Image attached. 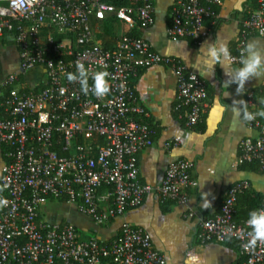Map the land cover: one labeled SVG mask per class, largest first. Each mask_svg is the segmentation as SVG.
I'll use <instances>...</instances> for the list:
<instances>
[{
	"label": "built area",
	"instance_id": "1",
	"mask_svg": "<svg viewBox=\"0 0 264 264\" xmlns=\"http://www.w3.org/2000/svg\"><path fill=\"white\" fill-rule=\"evenodd\" d=\"M132 1L116 7L102 0H24L23 6L19 0H0V37L9 34L14 40L20 73L35 67L45 73L38 91L22 90L19 73L6 75L1 83L7 90L0 89V147L5 148L0 197L7 204L0 208V264H166L150 234L128 221L109 240L83 239L72 223H52L40 215L48 200H63L100 225L140 205L150 193L161 201L185 203L187 191L197 187L190 175L194 164L183 158L169 161L157 186L139 179L137 156L153 144V130L135 94L138 71L157 64L174 71L175 109L185 110L189 128L201 121L208 95L201 77L176 58L156 52L144 37L124 32L111 47L96 37L93 20L101 23L110 16L128 28L151 26L156 0ZM221 3L175 0L168 37L199 44L209 31L204 24L216 22ZM252 34L264 38V0L243 21L232 62L239 63ZM78 62L90 74L109 73L108 95H85L79 83L68 82L65 74L76 72ZM261 99L264 87L243 98L252 112L264 108ZM246 124L255 134L240 142L236 163L264 173V118ZM178 142L170 139L165 148ZM248 187L246 180L228 187L219 212L200 222V241H238L241 260L227 264H264V245L246 251L247 219L234 218L238 194Z\"/></svg>",
	"mask_w": 264,
	"mask_h": 264
},
{
	"label": "crops",
	"instance_id": "2",
	"mask_svg": "<svg viewBox=\"0 0 264 264\" xmlns=\"http://www.w3.org/2000/svg\"><path fill=\"white\" fill-rule=\"evenodd\" d=\"M174 3L175 0H156L154 23L142 29L140 35L149 41L156 52L176 58L201 77L206 84L208 96L201 121L189 128L185 125V110L175 109L177 78L174 71L164 64L138 71L134 78L135 94L138 103L148 113L146 122L154 129L153 144L137 156L139 179L157 186L164 177L169 161L183 158L194 164L190 175L197 181V187L187 191L188 200L185 203L161 201L158 194L150 193L140 205L129 208L123 215L100 225L78 212L73 203L50 200L64 205L56 222L72 223L83 239L96 237L109 240L116 235L121 223L128 221L150 234L155 249L166 257V264H193L188 261L189 256L197 257L194 264L238 262L241 260L239 250L231 248L226 244L227 241L202 242L198 238V232L203 219L219 212L226 189L236 182H249L248 189L239 195L240 213H248L250 209L259 208L260 203H264V173L254 165L242 166L236 163L240 154V142L255 132L232 111L233 100H241L251 92L258 95L264 87V77L248 81L243 94L237 95L235 84L224 87L228 80L224 67L217 65L215 74L202 66L200 73L195 68L201 55V45L212 43L217 38L227 44L231 56L237 53L243 21L257 8L258 0H222L216 7V22L210 26V22L206 21L204 26L209 27V31L199 44L188 38L168 37L167 28L171 24ZM93 22L97 30L102 32V23L95 20ZM115 28V39L130 29L121 21H116ZM100 40L105 43L103 37ZM249 41L255 42L264 50V38L252 34L246 44ZM231 66L236 68L240 65L232 62ZM10 73H20V68L17 46L11 35L7 34L0 37V89L3 78ZM23 79L30 89L43 84L44 69L35 67L25 72ZM173 138H178V145L166 149L165 142ZM2 162L0 148V174ZM204 194H207L210 208L204 200ZM257 196L261 201L255 199ZM40 215L48 221L42 211Z\"/></svg>",
	"mask_w": 264,
	"mask_h": 264
},
{
	"label": "clouds",
	"instance_id": "3",
	"mask_svg": "<svg viewBox=\"0 0 264 264\" xmlns=\"http://www.w3.org/2000/svg\"><path fill=\"white\" fill-rule=\"evenodd\" d=\"M24 0H19L18 6H23ZM199 51L201 55L198 59L195 69L200 73L201 66L211 73L215 74L214 70L217 65L225 68L226 76L228 77L224 87L227 88L230 84L236 85V94L241 95L244 92L245 85L248 81L260 77H264V50L260 49L255 42L249 41L240 53L239 67L233 68L231 52L227 44L216 39L212 43H204ZM66 78L69 83H79L81 91L87 95L92 93L96 97H104L110 93L111 86L109 84V73L107 71H96L89 73L83 63L76 64V72L66 73ZM89 80L92 81L89 84ZM260 104L264 105V99L260 100ZM232 111L234 115L241 118L244 122H252L257 117L264 118V108L255 112L248 110V103L241 100H233ZM3 189H0L2 191ZM207 194H204V200L210 208V202L206 199ZM7 201L0 197V208L6 206ZM248 226L247 242L243 245L246 251L255 250L258 245H264V208H254L248 212L246 220ZM197 260L195 256H189L188 261L194 262Z\"/></svg>",
	"mask_w": 264,
	"mask_h": 264
},
{
	"label": "trees",
	"instance_id": "4",
	"mask_svg": "<svg viewBox=\"0 0 264 264\" xmlns=\"http://www.w3.org/2000/svg\"><path fill=\"white\" fill-rule=\"evenodd\" d=\"M102 1L105 2V3H108V4H112V5L116 6V7H119V6H128V5H132L133 4V1L132 0H102ZM116 21H119V20L117 18L113 17V16L106 17L105 19H103L101 21V23H102V26H101V28H102L101 31L102 32L101 33H102V37L105 39V43H103L105 47H111V45L115 41L114 36L117 34V32L115 31V29H116L115 28ZM142 29H143V27L139 23H136V25L133 28H130V29H128L126 31V34H128L130 36H133V37H140L141 36L140 35V32H141ZM23 74L24 73H19V79H20L21 89L24 90V91H28L30 88L25 83V81L23 79ZM41 88H43V84L42 83L39 84V85H37V86H35L34 88H32V90L33 91H38ZM1 90H3V92H6L7 88H3ZM149 126L153 130V132H154V129L151 126V124H149ZM0 148H1V154L3 155L5 148L4 147H0ZM243 191H241L240 193H242ZM240 193L238 194V197H237L236 212L234 214V218L238 222H240L242 220H245L248 217V213H245V214L244 213H240V211L238 209V203H239V195H240ZM256 198H257L258 201H261V198L259 196L255 197V199ZM261 204L262 203H260L259 206H261ZM252 209H254V208H252ZM252 209H250V210H252ZM226 244H228L231 248H233L235 250H239L238 241L236 239H234V238L227 239Z\"/></svg>",
	"mask_w": 264,
	"mask_h": 264
},
{
	"label": "rangeland",
	"instance_id": "5",
	"mask_svg": "<svg viewBox=\"0 0 264 264\" xmlns=\"http://www.w3.org/2000/svg\"><path fill=\"white\" fill-rule=\"evenodd\" d=\"M96 37L101 39L102 33L96 32ZM64 207L62 203L48 200L44 206L41 207L43 216L49 221L56 222L61 213V209Z\"/></svg>",
	"mask_w": 264,
	"mask_h": 264
}]
</instances>
